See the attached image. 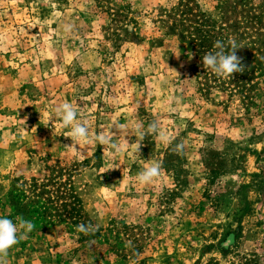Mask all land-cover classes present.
<instances>
[{"label":"rangeland","instance_id":"374dc122","mask_svg":"<svg viewBox=\"0 0 264 264\" xmlns=\"http://www.w3.org/2000/svg\"><path fill=\"white\" fill-rule=\"evenodd\" d=\"M217 40L243 72L206 71ZM64 102L92 134L158 121L170 142L80 155L49 121ZM262 153L264 0H0V214L34 224L7 264H264ZM152 162L161 175L132 183Z\"/></svg>","mask_w":264,"mask_h":264},{"label":"clouds","instance_id":"9594fccd","mask_svg":"<svg viewBox=\"0 0 264 264\" xmlns=\"http://www.w3.org/2000/svg\"><path fill=\"white\" fill-rule=\"evenodd\" d=\"M70 30V28L66 29ZM241 47L235 40L229 41L228 45H225L222 41L217 40L214 44L213 51L207 52L201 57L203 67L206 71H211L214 75L220 78L231 77L233 73L243 72L244 67L241 64L240 58L236 54V49ZM52 115L49 117L50 120L58 119L60 121V127L68 129L67 137H70L76 148L77 153L85 155L88 148L93 145L110 146L114 149L112 153V160L115 164L118 160L119 155L124 151L122 145H118L115 142V137L122 135L125 139L126 136L134 134L137 139L142 140L145 135L157 134L162 142H170L164 132L159 129V122L153 121L150 123L146 130L143 129L141 124L135 125L133 128L120 124L118 121H113L111 126L105 130L92 134L91 124L80 116L79 110L72 103L64 102L54 106L51 109ZM115 128L118 131H113ZM142 143H135V147L132 149V154L135 155L140 153V147ZM80 146V150L76 146ZM185 145L179 143L176 145V151L179 153L183 150ZM105 168L103 172L108 169ZM102 172V173H103ZM161 175V165L159 162H152L146 165L131 181L135 184L147 185L151 184L157 177ZM100 227V224H79L77 231L84 233H94ZM34 228V224L31 221L14 222L8 216L0 214V264H7V256L9 250L16 245L20 239H23L27 233H30Z\"/></svg>","mask_w":264,"mask_h":264},{"label":"trees","instance_id":"16d2710c","mask_svg":"<svg viewBox=\"0 0 264 264\" xmlns=\"http://www.w3.org/2000/svg\"><path fill=\"white\" fill-rule=\"evenodd\" d=\"M262 155H263V156H262ZM261 157H264V153H262V154L259 156V158H261ZM262 168H263V167H262ZM253 178H254L253 183H256V184H255L256 187L260 189L259 195H261V194H262L261 192H262V190L264 189L263 180H258L259 175H258L257 173L254 174ZM74 200L77 201L78 199H74ZM74 200L71 201L72 205H71V207L69 208L68 213H69L70 215H73V217H74V223H78V221H79V222H82V221L80 220V219L82 218V214H81L80 210H79L78 207H77V203H75ZM245 201H246L245 203H249L248 200H245ZM75 218H77V220H76ZM84 224H85V223H84ZM89 235H92V233L87 234V236H89Z\"/></svg>","mask_w":264,"mask_h":264}]
</instances>
